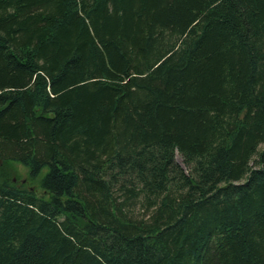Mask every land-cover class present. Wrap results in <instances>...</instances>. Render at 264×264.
<instances>
[{
    "label": "trees",
    "instance_id": "obj_1",
    "mask_svg": "<svg viewBox=\"0 0 264 264\" xmlns=\"http://www.w3.org/2000/svg\"><path fill=\"white\" fill-rule=\"evenodd\" d=\"M0 264H264V0H0Z\"/></svg>",
    "mask_w": 264,
    "mask_h": 264
},
{
    "label": "rangeland",
    "instance_id": "obj_2",
    "mask_svg": "<svg viewBox=\"0 0 264 264\" xmlns=\"http://www.w3.org/2000/svg\"><path fill=\"white\" fill-rule=\"evenodd\" d=\"M177 160L182 163V157L178 153H177ZM9 165H10V166H8L9 170L13 171V174L15 176H18V179L20 181L23 179H27V186H30L32 188L36 187V188H38L39 192H42V189H40V187H39L40 186L39 181H40L41 176L47 171V168L43 169V172H42L40 177H38L36 179H31L30 174H29V170L27 167H25L22 164L17 163V162H12ZM15 179H16V177H15Z\"/></svg>",
    "mask_w": 264,
    "mask_h": 264
}]
</instances>
